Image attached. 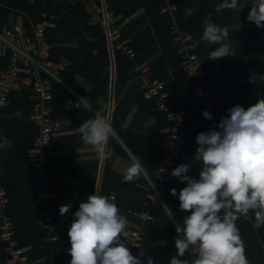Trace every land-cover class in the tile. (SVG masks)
I'll list each match as a JSON object with an SVG mask.
<instances>
[{
	"label": "trees",
	"instance_id": "obj_1",
	"mask_svg": "<svg viewBox=\"0 0 264 264\" xmlns=\"http://www.w3.org/2000/svg\"><path fill=\"white\" fill-rule=\"evenodd\" d=\"M100 1V0H98ZM117 16L118 24H123L122 38L129 37V46L135 51L133 56L122 49L114 48L115 78L114 98L111 125L123 143L141 162L144 170L155 175L156 163L161 157L168 132L164 131L170 125L165 114L160 111L154 100L147 99L139 87V79L135 71L137 63L146 62L150 65L153 76L166 82L165 88L178 97L175 108H184L188 112L186 124L191 137L185 144V152L179 159V164L192 165L188 175L198 178L200 164L194 162V155L186 153L187 149H197L196 136L199 132L211 130L203 116L205 104L197 101L194 95L193 81L184 68V54L179 52L182 42L176 39L175 27L181 32L191 33L196 51L204 66L203 81L215 86L223 84L232 94V100L224 104H216L217 116L222 118L228 115L227 109L240 105L247 109L255 104L258 94L264 92V39L260 35V28L246 17L251 9V0H238L245 5L241 11H232L227 7L217 6L230 0H169L174 8L163 10L166 0H106ZM186 9H194L190 16L185 15ZM45 11H55L59 16L58 27L47 31V39L52 45L53 56L57 59L67 55L71 65L62 72L67 84L76 90L82 97H86L90 106L99 111L104 117L110 105L112 94V56L104 29L100 24H89V15L83 0H0V30L5 24L16 22L21 12L28 14L34 21L39 19ZM22 15L23 22L29 25L27 15ZM210 17L221 28L229 30L227 42L234 55L225 56L219 60L208 59L209 53L217 45L208 44L201 39L204 30L203 20ZM8 58L0 57V71L8 66ZM81 77L86 84H79ZM252 77V78H250ZM30 91L14 92L10 103L0 109V137H6L8 145L0 147V165L2 175L0 181L8 191L11 201L9 210L15 222L16 237L23 246H29L26 251L32 263L30 264H69L63 255L56 251L55 240L52 237L55 231L44 228L38 220L40 213L46 209L44 201L37 197L36 187L38 178L29 175L32 163L28 150L33 145L39 127L31 119L34 100L30 99ZM80 98L68 88L56 91L48 100L52 107L51 116L55 120L70 119V127H78L84 120L94 118L92 110L86 111L71 107ZM102 101V103H97ZM233 102V103H232ZM106 107L104 111L102 108ZM136 110L131 120L126 124L131 110ZM152 119V120H151ZM78 134L58 136L50 148H69L70 141L75 140ZM69 142H65V141ZM80 143L81 140H80ZM113 134L109 138L108 148L113 155L106 160L103 168L100 194H115L114 203L120 213L137 224H142L144 232L140 244L133 246L132 251L145 262L152 257L154 264H170L172 256L177 254L174 238L179 234L175 224L168 219V210L161 205L153 211V217L143 222L135 212L147 208L145 200L147 191L138 183H147L144 173L138 180L123 182V172L113 166L118 156L130 157L126 147ZM73 146V145H72ZM51 181L58 185L65 180V175L74 176L79 173L77 165L67 158L52 156L49 163ZM99 159L84 162L83 171L94 173L90 178L78 186V201L84 202L88 195L96 190ZM18 169V171H17ZM17 173V174H15ZM22 180V187L18 181ZM186 186L174 178L163 185L164 200L174 215L183 212L179 209L178 194L173 196L170 189L175 188L177 193ZM60 196L50 199L54 203ZM68 211L72 214L78 210ZM253 218L244 219L241 216L236 221L241 238L244 242L245 255L248 264H264V225H257L254 213ZM62 216L56 218L60 224ZM64 228L63 236L70 243L68 230ZM6 243L0 240V254L6 260ZM180 259H190L191 254L186 252ZM43 259V260H42Z\"/></svg>",
	"mask_w": 264,
	"mask_h": 264
},
{
	"label": "clouds",
	"instance_id": "obj_2",
	"mask_svg": "<svg viewBox=\"0 0 264 264\" xmlns=\"http://www.w3.org/2000/svg\"><path fill=\"white\" fill-rule=\"evenodd\" d=\"M244 6L238 0L225 4L234 12ZM193 11L186 9L185 15L190 16ZM246 19L258 28L264 27V0H253ZM203 25L201 39L217 45L208 59L216 61L234 55L227 42V28H221L210 17L203 20ZM258 96L257 102L247 109L240 105L227 109L228 115L219 121L220 130L213 128L197 134L194 162L200 164L198 178L188 175L192 166L188 163L172 169L170 174L186 182V186L179 193L175 188L170 192L173 196L178 194L179 209L190 214L178 222L164 205L179 234L174 238L177 254L171 257L170 264H248L236 221L241 216L252 219V212L256 224L264 225V96ZM69 105L91 110L86 97ZM202 114L212 119L207 110ZM77 132L85 145L95 149L98 159L112 158L108 142L114 130L99 111L94 118L84 120ZM8 143L6 137H0V147ZM143 173V165L135 159L123 174V182L138 180ZM69 207L61 205L59 214L65 215ZM73 216L68 230L69 264H145L141 259L145 253L134 256L123 243L121 237L128 235L127 218L107 196L95 192L88 195ZM186 252L191 254L190 259L178 258ZM146 264H154L153 258L148 257Z\"/></svg>",
	"mask_w": 264,
	"mask_h": 264
},
{
	"label": "built area",
	"instance_id": "obj_3",
	"mask_svg": "<svg viewBox=\"0 0 264 264\" xmlns=\"http://www.w3.org/2000/svg\"><path fill=\"white\" fill-rule=\"evenodd\" d=\"M166 1L163 10L175 7L169 4V0ZM251 1L253 3V0ZM83 2L89 15L88 23L100 24L103 27L112 51L114 48L122 49L133 56L135 51L129 46L130 38H122V26L118 24L120 16L115 14L106 0H83ZM55 3L57 4L58 0H55ZM225 4L222 3L217 7H224ZM25 14L21 12L16 22L5 24L0 30V57L8 58L9 62L8 66L0 71V109L10 103L14 92L31 90L30 99L34 100V106L30 119L38 125L39 133L28 150L32 161L29 174L38 178L37 197L46 204V209L40 214L43 227L55 231L52 239L55 240L56 251L70 262L71 255L68 249L71 244L63 236V230L56 226L57 211L52 208L50 202V199L57 194V187L50 178L49 163L54 153L50 146L62 134L63 129L60 122L52 118V107L48 100L60 89L72 90L62 77V72L71 65L72 60L67 55L56 59L53 56L52 45L47 39V31L58 27L59 16L55 11L43 12L37 21L26 14L29 25L23 22L22 15ZM174 32H177L176 39H179L183 45L179 52L184 54L183 65L192 78L194 95L198 102L205 104L204 111L207 110L212 115L211 120L204 118L208 120L211 129L220 130L218 125L221 119L217 116L214 89L210 83L203 81L204 66L198 53L193 51L195 44L189 42L192 35L179 31L177 27ZM260 35L264 39V27L260 28ZM134 69L144 96L154 100L156 107L170 121L167 127L168 138L156 163L155 175L152 177L144 170L147 183H138L147 191L145 200L147 208L135 212L137 218L143 222L152 218L153 211L161 205H166L163 185L174 180L175 177L170 173L179 165L180 156L185 152V144L190 139L191 133L186 124L188 112L184 108H175L178 97L165 88L166 82L153 76L148 63H137ZM110 199L114 202V193L111 194ZM10 201L11 197L0 181V240L6 243L5 263L29 264L26 247L20 245L16 237L15 222L9 210ZM143 236L144 232L140 228L131 231L130 238L123 241L134 256L136 255L132 248L142 242Z\"/></svg>",
	"mask_w": 264,
	"mask_h": 264
},
{
	"label": "crops",
	"instance_id": "obj_4",
	"mask_svg": "<svg viewBox=\"0 0 264 264\" xmlns=\"http://www.w3.org/2000/svg\"><path fill=\"white\" fill-rule=\"evenodd\" d=\"M251 3H252V1H251ZM126 21L129 22V20H126ZM124 23L123 24L121 23L122 28L124 26ZM256 53L257 54H261V53L263 54L264 51L259 50ZM113 54H114V51H112V54H111V56H112V67H111L112 68V70H111L112 71V94L110 96V105H109V108L106 110V113L107 114L105 116V119L108 120L109 122L111 121L113 109H114L115 104H116V100L114 98V91H113V88H114V78H115V70H114V73H113V65H115ZM142 63H144V62H142ZM114 68H115V66H114ZM261 76L264 79V73ZM250 78H252V77H250ZM78 83L79 84H86L85 81L81 77H78ZM228 88L227 89L224 88L223 84L218 85V86H215L214 94H215L216 104H224L226 101H231L232 100L231 99L232 98V94L230 93V91H229ZM71 91L75 95H77L78 98H81L82 97L78 92H76L75 89L72 88ZM261 94L264 95V92H262ZM105 109H106V107H103L102 108V111H104ZM91 110L94 113L96 112V110L93 109L92 107H91ZM135 110H136V107H134L131 110V112L129 113V115L127 117L126 124L131 120V118H132ZM57 121L60 122L61 127L63 129V132H62V134L60 136H66V135H71V134H78L77 127H70V125H71V120L70 119L57 120ZM164 131H167V128H165ZM114 135H115V137L122 144H124L123 141H122V139L116 134L115 131H114ZM80 140L82 142V139H80V136L77 135V138L75 140L70 141L71 146L69 148L59 147V148L53 149V152H54L53 153V156L54 157L56 156L58 158H63V159L69 157V161H71L74 164H76L77 165L76 168L79 171V173H76L74 176H69L68 174L65 175V180L62 181L61 183H59L58 185H56V187H57V194H56V196L58 195L60 197L54 203L51 202L52 208L57 211L56 218L58 216H60V214H59V207L61 205H65V204L69 205L70 207H69V210L68 211H71L72 209H75L76 206H79L80 202L78 201V197H79L78 186L81 183L85 182L87 178H90L92 175H94V173H91V171H87V170L83 171L82 169H80V170L78 169V167H82L84 165V162H88V161L91 162V161H93L95 159H98L95 149H93L91 146L85 145L83 142L80 143ZM65 142H69V141L66 140ZM124 146L126 147V149H127L128 153H129L130 157L118 156L114 160V163H113V166L116 169H118L119 171L123 172V173H125L127 167H129L130 164L135 159H137L136 156L129 150V148L125 144H124ZM195 151H196V149H187L186 153L193 154L194 155L195 154ZM104 164H105V161H102V160L99 159V168H98V171H97V184H96V189H95L96 190L95 193L96 194H99V195H101L100 194V187H101V180H102V175H103ZM17 171H18V169H17ZM2 173H3V171H2V167L0 165V176L2 175ZM15 174H17V173H15ZM21 184H22V180H19L18 181V185H20V187H22ZM111 194L110 195H103V196H107L110 199L111 198ZM73 213L72 214H70V213L69 214H65L63 216L61 215L62 218H61V222H60L59 225H57L56 218H55V224H56V226L59 229H62L64 231V228L67 227V226H70L71 225V222L75 218L73 216ZM188 214H190V213H188V212H180V213H176L175 215L173 213V216H174V219L176 221L182 223L183 222V217L186 216V215H188ZM127 221H128V227H127L128 235L125 238L124 237H121V239L123 241H126V240H128L130 238V232L131 231L139 230L141 228V225L140 224H137L136 222H133L132 219L128 218ZM38 222L43 226V220L41 219V216H40V219L38 220ZM25 247H26V251H28L30 249L29 246H25ZM27 257L29 258L28 255H27ZM30 262L32 263V260H30V258H29V264H30ZM0 264H6L5 261H3V259L1 258V254H0Z\"/></svg>",
	"mask_w": 264,
	"mask_h": 264
},
{
	"label": "water",
	"instance_id": "obj_5",
	"mask_svg": "<svg viewBox=\"0 0 264 264\" xmlns=\"http://www.w3.org/2000/svg\"><path fill=\"white\" fill-rule=\"evenodd\" d=\"M110 48H111V47H110ZM111 50H112V49H111ZM111 54H112V51H111ZM114 66H115V65H113V73H114V70H115Z\"/></svg>",
	"mask_w": 264,
	"mask_h": 264
}]
</instances>
